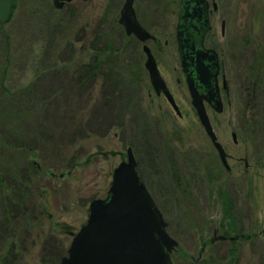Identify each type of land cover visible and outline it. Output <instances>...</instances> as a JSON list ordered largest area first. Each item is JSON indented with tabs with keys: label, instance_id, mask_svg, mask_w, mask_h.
<instances>
[{
	"label": "rangeland",
	"instance_id": "obj_1",
	"mask_svg": "<svg viewBox=\"0 0 264 264\" xmlns=\"http://www.w3.org/2000/svg\"><path fill=\"white\" fill-rule=\"evenodd\" d=\"M215 1L219 10L213 15L214 23L207 43L216 45L221 51L222 73L226 87L221 90L222 111L218 112L207 105L206 111L217 140L227 154L229 169L223 165L217 149L201 125L187 88L184 84L178 85L175 82L176 76L180 74L174 39L180 0H160L162 8L159 12L153 11L152 21L145 19L146 26L159 38L157 46L161 47L156 51L159 70L172 90L180 115L164 97H158L153 92L143 66L146 60L145 54L142 45L138 43L135 48L140 57L143 75L138 77L139 86L132 94V99L136 98L138 101L135 117L143 121L146 119L155 127L154 140L159 145L158 150L162 159L169 145L171 150L175 151L174 156L181 155L178 166L182 173H186L190 166L194 170L193 166H197V162L192 163L191 160L197 157L204 161L201 164L208 165L214 173L218 171L216 165L225 169L229 175L228 179L231 177L233 181V185L230 184L231 197L228 204L233 206V186H235L237 192L234 196L238 200L236 211L243 220V232L249 236V239L242 240L237 263L256 264L264 258V109L263 112H258L260 123H254L258 129L254 132L257 137L253 139L245 133L247 127L245 122H248L255 113L250 106L242 109L240 96L242 91L246 93V85L242 83L240 70L245 66V62H250L253 57L260 58L264 63V0ZM14 2L15 6L12 5L11 9V11L15 9V13L12 14L13 22L5 23L8 27L4 28L5 33L10 37L8 41L3 40L5 43L3 52L8 47L11 52L10 62L13 69L11 68V75L6 80L11 88L27 85L34 80L35 73L31 63L45 35L43 33L45 28L41 23L44 18L42 15L46 13L47 5H53V0H13V4ZM70 3L69 6L76 12L75 23L91 22L86 38L89 37L95 20L97 21L105 11L108 15V27H111V31L117 30L119 11L124 0H72ZM219 16L226 20L225 35L222 37ZM122 33H126L123 27L117 31V35L115 34L116 43L120 42ZM125 36L135 39L133 36L126 34ZM165 40L168 41L167 45L164 44ZM147 44L153 45L154 49L157 48L155 43L147 42ZM240 46L244 49L239 53ZM16 52L22 53L20 60ZM128 61L132 63L134 60L129 57ZM91 86V90L89 89V92H85L77 100L76 110L82 122L86 117L91 119L93 104H96L100 97L96 90L97 86L95 84ZM107 105L110 107L109 102ZM58 107L57 103L53 106V111H57ZM119 110L124 120L122 127H125L131 117L129 108L114 109V111ZM111 116L113 115L109 116L105 126L113 125L110 124ZM233 132L235 137L232 136ZM129 146L137 162V172L139 168L142 178L140 172L138 176L157 206H160L159 209L166 222V230L177 242L173 247L177 250L171 253L172 264H191L187 261L195 256H198L197 260L206 259L211 246L210 239L221 245L219 242L223 240V236L217 229L223 207L217 194L213 193L207 198L209 194L206 191L196 188L190 197L186 199L180 197L178 204L176 201V204H173L176 193L168 188L170 174L165 163L163 161L160 163L163 177L161 174L156 175L140 147V138L134 140L129 131L121 135L119 128L115 126L104 136L94 134L87 139L75 135L67 140L58 152H53L48 146L45 147L42 152L44 161L38 159L37 162L52 167L51 171L54 170L56 173L54 176L43 178L47 192L43 198L45 213L40 216L39 222L46 232L35 241L29 238L25 258L21 264H41L43 254L48 255L49 263L46 264H58L59 257L67 254L74 234L87 221L90 202L107 195L113 170L127 159L126 150ZM69 157L76 162L70 168V172L65 167V161ZM209 221L213 227L199 235L200 226H206ZM32 236H36V230ZM228 236L233 239V232ZM200 253L202 255H199Z\"/></svg>",
	"mask_w": 264,
	"mask_h": 264
},
{
	"label": "trees",
	"instance_id": "obj_2",
	"mask_svg": "<svg viewBox=\"0 0 264 264\" xmlns=\"http://www.w3.org/2000/svg\"><path fill=\"white\" fill-rule=\"evenodd\" d=\"M70 4L67 2L61 8L47 5L41 22L45 28L44 41H41L31 63L35 73L34 80L27 85L11 88L6 81L11 75L12 64L9 47L3 52L4 41H8L10 37L4 28L8 27L6 24L13 22L14 8L8 22L0 25V264H21L29 238L35 241L46 232L39 222L40 216L45 213L43 198L47 192L43 178L56 173L51 171L52 167L37 162L38 159L44 161L42 152L45 147L58 152L75 135L87 139L94 134L104 136L115 126L119 128L121 135L129 131L134 140L140 138V147L156 175L161 174V161L165 163L170 174L168 188L176 193L173 204H176L175 201L178 204L180 197H190L196 188L206 191L209 194L207 198L216 193L223 207L217 229L219 234L228 239V234L233 232V224L243 230V220L238 215L237 208L228 204L231 197L230 184L233 185V181L231 177L228 179L225 169L216 165L218 171L214 173L208 165L201 164L204 161L197 157L191 160L192 163L197 162V166H193L194 170L190 166L186 173H182L178 166L181 155L174 156L175 151L167 145L162 159L159 145L154 140L155 127L146 119L143 121L135 117L138 101L136 98L132 99V94L139 86L138 77L143 75L140 57L135 48L137 43L126 38L124 33L120 34L122 38L116 43L115 34L121 30V26L117 25V30L111 31L106 11L95 20L90 38H86L91 22L75 23L76 12ZM241 49L244 48L241 47L239 53ZM16 55H19L20 60L22 53L16 52ZM129 57L134 60L132 63L128 61ZM263 64L260 58L253 57L240 70L242 83L246 85V93L242 91L240 96L242 109L250 106L255 113L250 117L252 122L250 119L245 122L248 127L245 133L253 139H256L254 132L258 129L254 123H260L258 112L261 113L264 109V76L261 74L264 73ZM252 66L256 73L253 78L250 76ZM92 84L97 86L100 97L93 104L91 119L86 117L82 122L76 110L77 100L91 90ZM57 103L58 110L53 111V106ZM115 107L129 108L131 117L125 127H122L124 120L119 114L121 110L114 111ZM110 115H113L110 119V124L113 125L105 126ZM74 162L72 157L65 161L67 171H71ZM139 175L142 178L141 172ZM164 181L163 179L162 182ZM212 227L209 221L206 226H200L198 234ZM35 230L36 236H32ZM227 239H221V245L210 240L211 246L206 259L197 260L198 256H195L187 262L238 264L239 254L233 255V241ZM62 257H59V262ZM48 260V255L43 254L40 263H49ZM256 264H264V258Z\"/></svg>",
	"mask_w": 264,
	"mask_h": 264
},
{
	"label": "water",
	"instance_id": "obj_3",
	"mask_svg": "<svg viewBox=\"0 0 264 264\" xmlns=\"http://www.w3.org/2000/svg\"><path fill=\"white\" fill-rule=\"evenodd\" d=\"M72 0H53L56 8ZM134 0H124L118 22L125 28L126 34L133 33L139 40L145 41L150 34L137 22L133 8ZM13 0H0V25L8 22ZM144 65L156 92L162 91L168 102L180 115L179 108L167 89L156 65V61L147 45ZM210 52L202 49L197 55L198 79L209 82V73L202 64L203 58ZM210 59L215 57L212 50ZM184 63V58H181ZM191 104L206 134L217 149L223 165L229 169L227 154L213 131L204 100L220 112L223 103L216 87L209 85L207 94H202L187 78ZM235 137V133H232ZM127 159L113 170L112 181L104 198H95L89 205V216L74 234L67 254L59 264H172L170 252L177 244L167 232L166 222L150 192L142 183L137 172V162L132 148L126 150Z\"/></svg>",
	"mask_w": 264,
	"mask_h": 264
},
{
	"label": "flooded vegetation",
	"instance_id": "obj_4",
	"mask_svg": "<svg viewBox=\"0 0 264 264\" xmlns=\"http://www.w3.org/2000/svg\"><path fill=\"white\" fill-rule=\"evenodd\" d=\"M159 2L160 0L133 1L135 19L150 34V37H148L145 41H141L133 33L131 34L125 33L126 35L133 36L136 39V40L134 39V41L142 45V51L145 54V58H146V53L143 50V45H147L149 47L156 61L158 70H159V58H158V53L156 51L161 47L160 45L157 46L159 42V38L151 31V29L148 26H146L145 21L147 19H150V21H152V19L154 18L153 11L158 10L159 12V9L162 8ZM65 3L66 2L63 3L62 7L64 6ZM217 10H219V8L215 0H180L178 12H177V20L175 25V35H174L176 52L179 59L178 67L180 74L176 76L175 82L178 85L184 84V86L188 90L187 78L191 77L194 81V85L197 87L198 91L202 94H207V92L209 91V85L211 83V86L213 87L214 85V87H216V90H218L219 96L221 97V90H224L226 87L225 77L224 74L222 73L221 51L219 48L216 47V45L215 46L208 45L207 43V40L210 37L209 34H211L212 31V27H213L212 23H214L213 15ZM119 25L121 26V29L122 27L124 28L122 24L119 23ZM225 29H226V20L220 17L221 37L225 35ZM147 42L155 43L156 44L155 46H157V48L154 49V46L150 44L148 45ZM164 44L167 45L168 41L165 40ZM202 49L210 50L207 56L200 58L202 60V64L206 67L208 71H210L209 79H208L210 83H206V84L200 82V80L198 79V73L196 69L197 55L199 54V51H201ZM212 50L216 52V55L215 57H213V59H210V56L213 55ZM182 57L184 58V63H182L181 61ZM143 66L148 74L149 82L151 84V88L155 93V95L158 97H164L167 100L166 96L162 91L156 92L155 88L151 83L149 72L146 69L145 65ZM250 69H251L250 76L251 78H253L256 75V73H254V67L252 66ZM159 73L163 78V81L167 89L172 94L171 92L172 90L170 89L169 84L166 82L160 70ZM262 76H264V73ZM204 102H205V107L207 105L213 108L212 104H210L208 101L204 100ZM247 164H248L247 160H245V166H247ZM235 192H237V188L233 186V208H237V204H238V200L234 196ZM233 225H234L233 239L229 237L228 239L230 241H233V255H236L240 251L242 240L247 239L248 236L243 232V230H239L236 224ZM222 239L226 240V237H222ZM210 240L211 242L214 241L213 239ZM176 250L177 248H173L170 254ZM199 255L202 254L200 253Z\"/></svg>",
	"mask_w": 264,
	"mask_h": 264
}]
</instances>
